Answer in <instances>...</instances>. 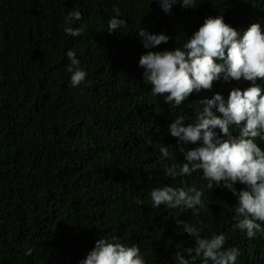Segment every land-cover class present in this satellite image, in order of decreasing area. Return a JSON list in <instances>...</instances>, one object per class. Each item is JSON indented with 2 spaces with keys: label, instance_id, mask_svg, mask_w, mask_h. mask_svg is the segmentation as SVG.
<instances>
[{
  "label": "trees",
  "instance_id": "16d2710c",
  "mask_svg": "<svg viewBox=\"0 0 264 264\" xmlns=\"http://www.w3.org/2000/svg\"><path fill=\"white\" fill-rule=\"evenodd\" d=\"M114 7L128 26L110 34ZM77 10L84 33L65 36V17ZM209 16L246 30L264 20V0H198L194 9L173 6L171 15L155 0H0V264H78L111 234L138 244L147 264H174L177 251L193 246L178 223H194L191 210L153 209L147 199L153 187L200 183L196 172L165 175V164L185 163L180 147L197 146L178 144L168 126L176 115L192 123L200 100L227 98L250 82L214 81L173 108L143 78L138 63L147 50L137 32L164 33L169 42L152 51L173 50ZM68 50L88 72L78 88L69 83ZM162 146L169 160L160 158ZM204 199L205 234L224 232L226 246L242 252L238 264H264V235L231 231L236 197L214 187Z\"/></svg>",
  "mask_w": 264,
  "mask_h": 264
},
{
  "label": "clouds",
  "instance_id": "9594fccd",
  "mask_svg": "<svg viewBox=\"0 0 264 264\" xmlns=\"http://www.w3.org/2000/svg\"><path fill=\"white\" fill-rule=\"evenodd\" d=\"M155 2L166 15H171L177 4L185 10L198 5V0ZM113 12L115 15L107 21L110 34L126 30L128 26L118 7ZM81 21V11L68 12L63 27L65 36L81 37L84 27L76 26ZM137 34L147 50L138 63L143 69V78L151 86V94L163 97L173 108L179 107L193 92L211 90L214 81L250 82L243 90L233 88L227 98L216 93L212 98L200 100V110L192 123H185V115H176L168 126L178 144L197 146L180 147L185 163L165 164V175L176 180L196 172L200 183L186 187L166 184L153 187L147 193L153 209L163 205L167 209L191 210L195 220L194 223L178 221L194 244L177 251L172 257L174 264H196L197 261L238 264L242 255L240 248L226 246L224 232L209 230L210 234H205V225L198 218L210 211L204 199L205 190L224 188L237 199L231 231L246 234L249 239L264 235V147H261L264 145V20L238 31L225 23L223 16H209L198 31L173 50L152 51L169 42L170 37L164 33L155 34L142 28ZM66 57L70 86L81 87L87 81L88 72L81 66L76 51L68 50ZM159 152L162 160L173 157L168 147H160ZM237 183L244 186L239 191L235 187ZM134 203L139 207L145 201L137 197ZM33 252V248H27L25 256ZM78 264H147V261L138 244L122 243L118 235L111 234L100 236Z\"/></svg>",
  "mask_w": 264,
  "mask_h": 264
}]
</instances>
